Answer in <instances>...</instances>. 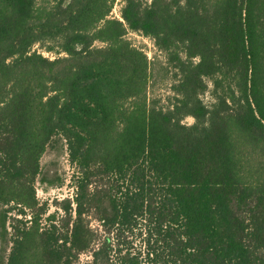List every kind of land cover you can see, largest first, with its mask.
<instances>
[{"label":"trees","instance_id":"16d2710c","mask_svg":"<svg viewBox=\"0 0 264 264\" xmlns=\"http://www.w3.org/2000/svg\"><path fill=\"white\" fill-rule=\"evenodd\" d=\"M115 2L0 0V264H264V0ZM57 139L75 195L44 223Z\"/></svg>","mask_w":264,"mask_h":264},{"label":"rangeland","instance_id":"374dc122","mask_svg":"<svg viewBox=\"0 0 264 264\" xmlns=\"http://www.w3.org/2000/svg\"><path fill=\"white\" fill-rule=\"evenodd\" d=\"M123 0H116L112 15L120 17V9L122 7ZM127 38L136 47L141 48L149 57L151 63V90L150 96L153 98L162 99L163 103H166L169 96H172L170 89L173 82L172 72L168 73L166 67V56L156 46L154 40L151 37L145 36L140 32L130 31L127 34ZM97 45L102 44L97 42ZM35 49L44 51L43 53L51 58H54L53 53L45 51L39 45L35 46ZM170 71V70H169ZM206 103H210L211 94L208 92L204 96ZM185 122L192 124L194 118L187 117ZM76 174V168L73 167L68 159L67 146L65 141L57 139L53 146L47 149V151L41 157V173L36 181V193L37 198L41 204L47 203L49 206L48 213L43 216L44 223L48 220L50 213L54 212L56 208V200L63 198H73L75 195L74 175ZM91 225L98 227L99 223L95 219H91ZM6 244L2 235H0V257L3 254L5 256ZM8 248V252H9ZM5 253V254H4ZM91 260V253H83L80 255L76 264H88Z\"/></svg>","mask_w":264,"mask_h":264}]
</instances>
